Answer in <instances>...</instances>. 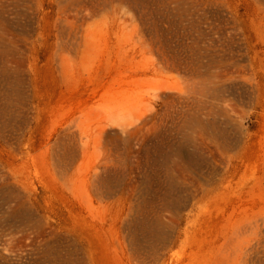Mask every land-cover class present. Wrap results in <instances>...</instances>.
Masks as SVG:
<instances>
[{
  "label": "rangeland",
  "instance_id": "obj_1",
  "mask_svg": "<svg viewBox=\"0 0 264 264\" xmlns=\"http://www.w3.org/2000/svg\"><path fill=\"white\" fill-rule=\"evenodd\" d=\"M0 264H264V0H0Z\"/></svg>",
  "mask_w": 264,
  "mask_h": 264
}]
</instances>
